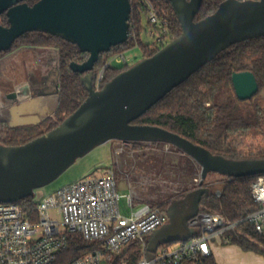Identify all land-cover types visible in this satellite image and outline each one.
<instances>
[{
  "label": "water",
  "instance_id": "95a60500",
  "mask_svg": "<svg viewBox=\"0 0 264 264\" xmlns=\"http://www.w3.org/2000/svg\"><path fill=\"white\" fill-rule=\"evenodd\" d=\"M0 0V53L28 33L40 32L76 45L88 54L83 63H72L83 77L89 97L56 129L32 142L16 147L0 146V203H16L34 197L41 189L69 169L77 160L111 141L150 140L175 146L201 167L199 188L190 193L184 206L170 208L180 215L183 234L173 237L165 227L149 238L148 253L162 245L189 240L194 231L189 220L200 213L201 202L211 194L204 187L209 173L230 178L264 175V161H231L213 156L207 149L160 127L134 125L167 94L186 82L201 67L233 45L264 36V0H225L215 14L196 22L204 0H169L182 27L180 37L153 57L143 59L123 72L101 91L94 88V68L102 54L128 42L131 0ZM236 97L252 100L260 90L251 72L232 77ZM17 100L10 97L6 107ZM4 114V112H3ZM1 116V115H0ZM186 204V205H185Z\"/></svg>",
  "mask_w": 264,
  "mask_h": 264
},
{
  "label": "trees",
  "instance_id": "16d2710c",
  "mask_svg": "<svg viewBox=\"0 0 264 264\" xmlns=\"http://www.w3.org/2000/svg\"><path fill=\"white\" fill-rule=\"evenodd\" d=\"M37 1L30 0L28 3L33 5ZM143 1L131 0L130 38L125 44L101 55L93 71L94 86L105 65L103 59L105 55L112 54L118 49H121L120 52H126L131 47L139 45L144 52L143 59H146L153 57L163 48V45L156 42L146 46L141 43L142 17L143 15L148 17ZM150 1L168 20L169 39L173 41L180 37L183 30L170 1ZM224 1L204 0L195 21L205 20L215 14ZM0 26H9L5 14L0 16ZM134 32L137 35L136 40H133L132 37ZM18 43H20L19 47H49L59 52L60 91L57 108L54 112L58 122L54 123L53 118L48 117L38 124L18 127L0 121V146L5 147L23 146L51 132L75 113L89 97V92L82 81L87 74L75 73L71 69L72 63L85 62L89 57L88 54L81 53L76 45L60 37L40 32L25 34L14 43L11 49ZM7 52H1L0 55ZM129 69L128 65L111 66L106 69L100 83L101 89ZM243 72L253 73L259 83V93L264 91V36L238 43L222 51L215 59L201 67L186 82L172 90L133 124L160 127L178 134L195 145L207 149L215 157L239 162L264 161V112L257 108L255 112L244 116L239 109L241 101L237 97L236 101H220V97L225 91L229 89L234 91L233 75ZM251 131H256L263 137V147L258 151L252 150L250 154H245L241 151L243 139L248 137ZM172 147L178 152L184 153L177 147ZM260 176L264 177V175ZM260 176L241 178L222 176L224 180L220 182L221 196L217 195L212 185L205 186L204 182V187L210 188L211 194L202 200L200 212L219 214L225 218L227 223L236 224V228L226 235L232 240L231 244L264 255V237L259 236L254 227L245 221L247 216L259 208L252 197V185ZM17 203L23 207L25 213L33 221H36L37 203L34 201V197L23 199ZM171 205V203L166 204L167 207ZM162 210L165 213L168 212L167 208H162ZM91 247L92 245L84 241L79 234H72L69 236L68 249L60 254L56 264H67L79 259ZM123 252L125 253L122 257L137 261L141 257V245L140 243L131 244ZM205 264H216V262L210 257Z\"/></svg>",
  "mask_w": 264,
  "mask_h": 264
},
{
  "label": "built area",
  "instance_id": "2783aa9c",
  "mask_svg": "<svg viewBox=\"0 0 264 264\" xmlns=\"http://www.w3.org/2000/svg\"><path fill=\"white\" fill-rule=\"evenodd\" d=\"M143 6L148 12L149 34L165 47L169 39L168 20L150 0H144ZM124 54L117 55L112 63L129 65L130 60ZM100 82L97 91L102 90ZM217 195L221 196L222 192ZM252 197L259 208L245 221L264 237L263 176L253 183ZM121 198L115 174L110 171L43 197L35 209L36 221L17 202L0 203V264H56L60 254L68 249L72 234H79L92 247L67 264H205L212 256L211 239L220 237L232 243L226 235L236 224L227 223L222 215L200 212L188 222L194 231L189 240L161 246L150 254L147 239L169 222L168 215L151 205L134 210L130 194L127 196L130 214L126 216L119 207ZM53 213L61 217V222L53 218ZM134 243H140L141 257L137 261L122 257L123 251Z\"/></svg>",
  "mask_w": 264,
  "mask_h": 264
},
{
  "label": "rangeland",
  "instance_id": "374dc122",
  "mask_svg": "<svg viewBox=\"0 0 264 264\" xmlns=\"http://www.w3.org/2000/svg\"><path fill=\"white\" fill-rule=\"evenodd\" d=\"M142 19L140 39L141 43L146 46L155 43V38L149 34L148 17L143 15ZM136 36L134 32L133 40H136ZM170 42L171 40L168 39V44ZM19 45L20 43L9 52L0 55V104L4 105L6 99L21 93H27L33 99L32 91L40 96L41 100H49L52 97V101L55 102L60 91L59 52L49 47H19ZM120 51L121 49H118L104 56L105 65L96 80L95 89L100 82L101 73L103 72L102 82L106 69L111 67L109 64L117 55L125 53V57L130 60L129 68L134 67L144 58L143 49L139 45L131 47L126 52ZM120 66L122 65L119 63H112V67ZM220 101H236L235 91L230 89L225 91ZM257 108L264 112V91L252 100L241 102L239 105L244 116L255 112ZM10 117L8 114L3 116L5 120L14 125L15 122H12ZM52 118L54 123L58 122L54 114ZM262 147L263 137L256 131H251L248 137L243 139L241 151L250 154L252 150L258 151ZM107 169H113L120 194L131 193L134 204L136 198L154 207L167 208L168 211L172 205L167 207V203L173 204L185 198L188 193L199 188L201 180V167L185 153L173 149L171 145L150 140L128 143L111 141L80 158L53 182L36 190L34 201L38 205L43 197L56 190L87 177L100 176ZM223 180L224 177L221 175L209 173L205 186L212 185V188L219 193L222 190L220 182ZM119 207L121 212L127 213L129 209L126 198L120 200ZM166 214L168 215L167 211ZM52 216L61 222L59 215L53 213ZM169 221L153 234H158L168 226L169 229L175 231L181 230L178 213L174 212L172 220L170 217Z\"/></svg>",
  "mask_w": 264,
  "mask_h": 264
},
{
  "label": "crops",
  "instance_id": "0c3cea01",
  "mask_svg": "<svg viewBox=\"0 0 264 264\" xmlns=\"http://www.w3.org/2000/svg\"><path fill=\"white\" fill-rule=\"evenodd\" d=\"M31 94L33 96V99L27 93H24V94L21 93L20 95L12 96L16 98L17 102L11 105L9 108L6 107L7 99L5 100L4 105L0 104V115H1L0 121L7 122L9 125H11L12 123L10 124L9 121L3 118L4 115L8 114L12 117V118L10 117V119H12V122L13 121L15 122L14 125L12 124L11 126L19 127V126H29V125L38 124L42 122L43 120H45L46 118L52 117L57 108L58 96L56 97V101L54 102L52 101V97L49 98V100H41L39 99L40 96H38L37 94H34L33 91ZM110 171L114 172L113 169H107L100 176H103L107 172H110ZM117 189H118V184H117ZM118 192H119V189H118ZM190 193H188V195H186V197L181 199L180 201L185 202V203L188 202L189 201L188 197ZM130 194L131 193H127L123 195L120 194L122 197L121 200L123 198H126L127 200V196ZM144 205H150V204L144 203L143 201H140V200H136V198H135V204H134V198H133L134 210H137ZM127 208H128V200H127ZM172 208H174V210H176L177 208L180 209L181 213H183L185 210L184 206H180L178 202L173 203ZM122 213L128 216L130 214V211L128 210L127 213H124V212ZM182 234H183V231L174 230L172 236L175 237V236H180ZM149 238H148V243H149ZM177 243L179 242H172V243H166V244L164 243L161 246L175 245ZM210 248L212 251L211 257L215 260L216 264H264L263 254L256 252V251H252V250H245L239 245L228 244L223 240V238H220V237H216L210 240Z\"/></svg>",
  "mask_w": 264,
  "mask_h": 264
}]
</instances>
